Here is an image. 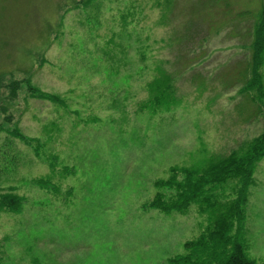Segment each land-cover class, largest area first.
I'll use <instances>...</instances> for the list:
<instances>
[{
    "label": "rangeland",
    "instance_id": "obj_1",
    "mask_svg": "<svg viewBox=\"0 0 264 264\" xmlns=\"http://www.w3.org/2000/svg\"><path fill=\"white\" fill-rule=\"evenodd\" d=\"M262 2L0 0V193L23 197L18 212L0 210V264H168L183 253L207 215L143 204L171 166H203L262 131L239 92ZM161 72L174 104L141 110ZM26 78L62 104L25 83L11 92ZM244 228L248 256L264 264V157Z\"/></svg>",
    "mask_w": 264,
    "mask_h": 264
},
{
    "label": "trees",
    "instance_id": "obj_2",
    "mask_svg": "<svg viewBox=\"0 0 264 264\" xmlns=\"http://www.w3.org/2000/svg\"><path fill=\"white\" fill-rule=\"evenodd\" d=\"M249 77L240 87V93L250 95L257 103L258 112L264 117V0L253 25L250 43ZM22 83L28 94L43 100L62 104L61 98L45 92L30 83L28 78L14 80L8 85L14 94ZM149 98L141 106L153 112L168 110L174 104V87L168 74L163 72L148 84ZM14 137L28 145L36 143L14 127L9 131ZM264 157V127L250 140H243L237 148L224 156H216L203 166H171L168 176L154 180L157 189L144 208L164 213L185 214L195 205L200 214H206L209 224L194 238L184 241V252L167 259L168 264H257L247 254L244 240L245 206L248 189L253 182L256 163ZM234 181V195L223 199V187ZM37 183L44 184L42 179ZM23 197L7 191L0 193V210L18 212Z\"/></svg>",
    "mask_w": 264,
    "mask_h": 264
}]
</instances>
